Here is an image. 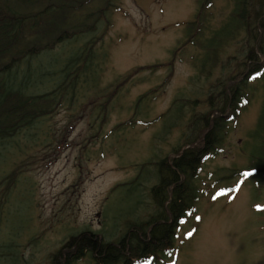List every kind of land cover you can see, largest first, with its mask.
<instances>
[{
    "label": "rangeland",
    "instance_id": "rangeland-1",
    "mask_svg": "<svg viewBox=\"0 0 264 264\" xmlns=\"http://www.w3.org/2000/svg\"><path fill=\"white\" fill-rule=\"evenodd\" d=\"M111 2L110 26L104 35L110 60L96 89H79L80 101L101 99L117 81L143 66L158 64L161 68L165 63L167 67L150 76L140 71L145 77H134L102 110L91 108L92 114H86L73 134L75 144L62 150L56 161L49 155L40 162L45 152L40 154L39 149L17 157L27 172L8 195H0V243L14 241L19 248L17 252L8 247L19 259L7 264H50L70 235L92 232L97 238L104 235L105 241H115L131 232L137 215L139 220H150L156 211L150 190L153 168L149 182L146 176L141 178L146 186L139 194H126L127 188L115 194L111 190L136 177L137 166L154 157L155 145L160 149L159 156L174 157L177 145L191 130V121L206 116L211 124L223 86L245 71L246 51L255 47L252 38L261 33L264 46V23L253 15L247 18V28L240 27L232 37L226 35L236 31L234 0ZM202 2L213 5L201 10ZM102 4V0H95L90 8ZM89 11L93 10H83L76 17L83 19ZM262 12L263 8L258 14ZM194 20L199 25L197 34L193 25H187ZM213 36L216 58L203 67L205 45ZM181 43H187L186 48ZM263 84V78L248 84L246 92L252 94L249 103L236 123H226L217 156L204 162L198 178L196 211L177 231L164 264H264V172L250 171L232 180L225 177L232 168L246 169L250 165L249 169H258L261 140L253 136L259 129ZM148 91L154 92L151 103L134 119L140 123L122 135H108L114 128L123 129L122 124L133 116L134 101ZM228 95L231 97L230 91ZM175 99L197 101L194 112L189 106L178 107L176 116L182 117L171 131H165V123L157 118ZM63 116L61 113L50 119L53 130L66 122ZM88 143L90 147L83 150ZM9 170L8 163L0 165V176ZM239 180L241 188L231 198V190L224 188ZM75 264L92 262L83 257Z\"/></svg>",
    "mask_w": 264,
    "mask_h": 264
},
{
    "label": "trees",
    "instance_id": "trees-1",
    "mask_svg": "<svg viewBox=\"0 0 264 264\" xmlns=\"http://www.w3.org/2000/svg\"><path fill=\"white\" fill-rule=\"evenodd\" d=\"M94 1L0 0V165L8 163L10 166L9 172L0 177V186L5 184L8 194L10 189L16 187L26 167L23 162L17 161V157L39 149L40 154L45 152L40 162H45L49 155L56 161L62 150L75 144H70V137L77 124L76 116L82 117L90 111V103L85 109L78 104L76 93L79 88L83 90L81 84L85 81L94 87L97 85L99 80L96 71L109 59L104 49V35L109 28L108 15L113 7L111 0H104L102 6L90 8ZM234 2L232 16L236 28L246 25L250 15L264 23V0ZM206 3H200L201 10L206 7ZM261 8L263 12L259 15ZM83 10L93 11L87 12L83 19L76 17ZM195 23V20L191 23L194 24L193 31H198L199 25ZM261 27L264 29V24ZM226 35L231 34L227 32ZM214 39L209 38L212 41ZM254 39L261 47V33ZM72 45L76 47L68 48ZM261 53L262 56L258 57L254 48L248 50L245 73L241 79L223 87L217 109L212 110L215 115L211 124L208 117L197 118L193 115L192 118L197 119L190 122L191 130L185 135L184 142L177 145L175 157L167 154L159 156L157 153H160V149L155 145L153 158L159 157L151 158L139 167V176L146 174L150 167L154 168L153 178L157 183L150 190L156 211L152 218L132 224L131 232L117 243L106 242L104 235L97 238L92 232L70 236L54 254L50 264H74L83 257L92 264H137L172 249L181 220L187 218L199 200L198 178L204 162L217 156L228 117H237L240 100H248L245 87L250 75L264 68V48ZM208 57L215 60V49ZM158 69L159 65L154 64L133 70L117 81L110 93L117 94L140 71L152 74ZM151 95L145 94L138 98L136 106L147 107ZM110 99L111 96L105 104ZM105 104H101L98 109L102 110ZM187 106L190 112H194V102L188 100L183 107ZM226 109H229V115L223 117ZM61 113H64L66 122L59 123L53 130L49 121ZM84 117L79 119V123ZM181 117L177 115L166 120L164 130L171 131ZM130 125L131 122L122 124L123 129L115 128L108 135H122L131 128ZM257 127L260 134H254L253 138L261 140L258 144V159L264 161V101ZM39 135H42V140L38 139ZM89 147L88 143L83 150ZM184 147L187 148L178 156ZM259 161L257 167L264 171V164ZM228 172L230 175L226 176L227 179L239 175L236 169ZM140 186V179L134 178L114 188L111 193L122 187L127 188V194L138 190ZM4 191H0V195L5 196ZM9 246L17 251L14 241L0 243L3 248L0 251V264L19 259Z\"/></svg>",
    "mask_w": 264,
    "mask_h": 264
},
{
    "label": "snow or ice",
    "instance_id": "snow-or-ice-1",
    "mask_svg": "<svg viewBox=\"0 0 264 264\" xmlns=\"http://www.w3.org/2000/svg\"><path fill=\"white\" fill-rule=\"evenodd\" d=\"M247 175V174H246Z\"/></svg>",
    "mask_w": 264,
    "mask_h": 264
}]
</instances>
